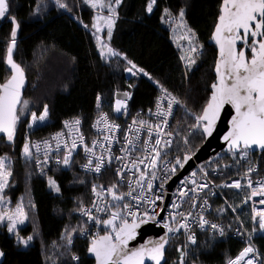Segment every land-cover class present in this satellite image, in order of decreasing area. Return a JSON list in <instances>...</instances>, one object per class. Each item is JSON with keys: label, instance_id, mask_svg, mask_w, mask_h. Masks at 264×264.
Wrapping results in <instances>:
<instances>
[{"label": "snow or ice", "instance_id": "obj_1", "mask_svg": "<svg viewBox=\"0 0 264 264\" xmlns=\"http://www.w3.org/2000/svg\"><path fill=\"white\" fill-rule=\"evenodd\" d=\"M124 4L125 0H35L29 5V18L37 22L53 8L67 15L91 35L105 64L122 61L125 73L137 79L147 78L157 89L153 107L147 110L146 116L136 112L126 128L117 120L131 115L130 101L137 84L127 83V90L119 87L114 90L110 108L115 118L102 110L104 98L97 92V116L91 125L97 135L89 143L82 131L80 116L63 120V129L49 137L31 138L34 130L47 126L51 108L47 102L32 105L23 97L27 74L14 59L23 21L13 11L12 0H0V21H7L10 26L3 56L8 75L0 82L2 139L15 151L19 128L26 126L19 157L28 167L27 179L31 181L33 175L44 178L48 192L57 198L63 197L64 190L49 173L72 171L81 150L85 162L79 168L84 176L73 172L70 186L91 183L90 203L86 204L81 196L73 197L74 206L68 215L75 213L80 219L75 225L70 222L64 225L59 243L52 242L53 255H46V261L51 260L52 264H168V247L177 241L174 251L178 256L172 264H197L201 250H212L215 244L226 242L231 234L244 246L234 257L228 256L225 264H264V249L254 242L257 237L264 238V176H260V164L264 162V0H220L210 36L216 48L215 79L198 110L190 108L186 97L182 99L126 52L112 46ZM85 8L91 10L90 23H85L81 15ZM191 9L192 0H144L142 11L134 18L143 24L159 10L160 23L167 25L172 42L179 49L185 78L205 54L199 33L189 21ZM177 108L183 110L185 120H178L172 126L170 121ZM225 117L229 118L227 130L220 137L225 145L223 155L218 153L188 175L181 176L200 151L199 146H193L192 138L208 141L217 134L218 125ZM116 144L121 145L119 155L114 154ZM113 162L117 164L115 182L108 186L96 183ZM233 174L239 178L233 179ZM13 175V158L7 153L0 155V228L13 239L16 247L27 249L40 233L35 222L32 234L27 236L21 234V227L35 214L37 204L29 185L27 203L21 197L12 205L8 190L14 187ZM89 175L91 181L86 179ZM222 176L228 179H221L217 184L216 179ZM174 177L180 178L169 197L166 186ZM125 187L127 190H122ZM233 189L241 196L239 203L230 201L224 191ZM218 196L223 197V203L214 211L212 205ZM250 202V213L244 212L243 206ZM229 210L231 218H227ZM55 211L62 214L59 208ZM213 212L216 219L209 218ZM149 228H159L162 234L144 239ZM204 232L208 237L201 242L198 233ZM138 237L143 242L130 246ZM77 238L86 241L83 256L74 250ZM5 255L0 249V264Z\"/></svg>", "mask_w": 264, "mask_h": 264}, {"label": "trees", "instance_id": "obj_2", "mask_svg": "<svg viewBox=\"0 0 264 264\" xmlns=\"http://www.w3.org/2000/svg\"><path fill=\"white\" fill-rule=\"evenodd\" d=\"M34 2L35 0H12L13 11L23 21L18 37V48L14 54V59L22 64L27 74L23 97L32 105L47 102L51 108L47 126L34 130L31 134L32 139L43 138L59 130L63 126V120L74 116L82 117L84 128L89 130L95 115L97 92L104 98L102 110L108 112L110 117H115L110 108L112 94L117 87L122 91L127 90V83L137 84L133 99L130 101V112L140 111L142 115L147 113L157 95V89L147 78L137 79L125 73L122 61L113 60L110 65L105 64L96 51L91 35L86 34L75 21H71L67 15L59 14L54 8L38 22L35 18L30 19L29 5H33ZM143 2L144 0H125L120 9L122 19L115 29L112 46L126 52L130 59L145 68L166 87L182 99L186 97L190 108L198 110L210 91L209 85L214 80L216 50L208 41L216 21L220 0H192L189 21L199 33L205 54L198 61L195 70L188 73V78H185L184 67L179 61V49L172 42L167 25L159 21V10L143 24L134 20L137 13L142 11ZM91 14V10L87 8L81 13L85 23H90ZM9 32L8 22L0 21V82L8 75L3 64V56ZM181 118L182 121L185 120L184 113ZM25 129V125L19 128L15 151L6 146V141L0 134V155L7 153L14 160L12 177L14 187L8 190L12 204L21 197H25L27 203L29 185L37 204L35 214L30 215L29 221L21 227V234L25 236L32 234L33 222L40 234L27 249H24L16 247L13 239L0 228V249L6 253L3 264H52L51 260L45 259L46 255H53L52 242L59 243V235L65 224L70 222L75 225L80 219L75 213L71 217L68 215L74 206L73 197L81 196L86 202L91 183L87 186L79 184L70 186L73 172L84 176L77 167L76 157L72 171L60 170L49 173L61 184L64 190L62 198L48 192L44 178L33 175L31 181H28V167L19 157V147L22 145ZM191 142L195 147L200 146L203 141L193 137ZM220 154L223 155V152ZM260 167L261 175L264 176V162ZM32 170L34 171V166ZM86 179L91 181L92 177L89 175ZM228 194L234 203H238L239 198L234 192L228 191ZM57 208L62 210V214L55 211ZM227 218L231 216L228 215ZM198 237L203 242L208 234L199 233ZM254 241L264 249V238L257 237ZM74 244V250H79L83 256L86 241L77 238ZM241 248L242 243L230 234L226 242L215 244L212 250H201L200 261H203V264H225L226 258L234 257ZM166 256L168 264H172L175 258L172 244L169 245Z\"/></svg>", "mask_w": 264, "mask_h": 264}, {"label": "built area", "instance_id": "obj_3", "mask_svg": "<svg viewBox=\"0 0 264 264\" xmlns=\"http://www.w3.org/2000/svg\"><path fill=\"white\" fill-rule=\"evenodd\" d=\"M152 107H153V106H152ZM94 111H95V115H94L93 121L95 120V118H96V116H97V110H96V108H95V105H94ZM135 114H136V113H131V115L127 116L126 118H125L124 116H120V118L117 120V123H120L122 128H126V127H127V124L131 122L132 116H134ZM146 114H147V113H146ZM146 114H144V115L146 116ZM182 114H183V110L177 108L176 111H175V115H174V117H173V118L171 119V121H170V123H171L172 126H176L178 120L182 121V118H181ZM113 118H115V117H113ZM93 121H92V123H93ZM91 125H92V124H91ZM62 129H63V126H62L59 130H57V131H60V130H62ZM57 131L52 132L51 134H49V135L46 136V137H49L50 135L54 134V133L57 132ZM82 131L84 132L85 136L88 138L89 143H90L91 140H92L94 137H96V135H97V133H96V131H95L94 129H92V128H90L89 130L85 129L83 123H82ZM145 135H146V134H145ZM46 137H43V138H46ZM40 139H42V138H33V140H40ZM120 139H121V142H122V140H123V134H122V133H121V137H120ZM120 146H121L120 144H116V145L114 146V154H115V155H119V154H120V152H119V148H120ZM174 152H175V150H174ZM76 158L78 159L77 167H78V169L80 170L79 165L85 162L84 159H83V152H82V150L80 151L79 155L76 156ZM207 161H208V160H207ZM207 161H204V162H202V163H200V164H204V163H206ZM253 162L255 163L256 161L253 160ZM197 165H199V164H195L194 167H193V169H191L186 175H188L191 171H193V170L197 167ZM53 168H55L54 165H53ZM116 168H117V164H116L115 162H113V164L111 165V167L108 168L107 170H105V171L103 172V174L100 175V176L98 177V179L96 180V183H100V184H104L105 186H108V185H110L111 183L115 182V180L117 179V177L115 176V170H116ZM260 169H261V170H260V176H262V175H261L262 168L260 167ZM80 171H82V170H80ZM241 171H243V168L241 169ZM82 172H83V171H82ZM233 172H234V170H233ZM232 178H233V179H237V178H239V177H238V176H235V175L233 174V175H232ZM256 178H257V177H256L255 174H254L253 179L255 180ZM221 179H225V180H226V179H228V177H227V176H222L221 178L216 179L215 182H216L217 184H219V183L221 182ZM178 182H179V179L173 184L172 187H170V182H169L168 185L166 186L167 189H168L169 197H171V193L175 190L176 185H177ZM90 188H91V184H90L89 189H88V199H87V201L85 202L86 204H89L90 201H91V192H90ZM122 190L126 191L127 188L125 187V188H123ZM217 191L219 192V190H217ZM224 191H225L226 194H227V198H228L230 201L233 202V200L231 199V197H230L229 194H228V191H230V192H234V193L236 194V190L233 189V190H224ZM241 195H242V194H241ZM236 196L239 198V201H238V203H239V202H240V199H241V196H240V195H237V194H236ZM257 199H258V198H257ZM222 203H223V197H219V196H218L217 198H215V203H213V205H212V206H213V210L215 211V209H216L220 204H222ZM250 210H251V202H250L248 205L243 206V211H244V212L250 213ZM76 215H77V214H76ZM229 215L232 216L230 210H229ZM77 216H78V215H77ZM78 217H79V216H78ZM209 218H210V219H216L214 212H213V215L210 216ZM250 227H251V226L249 225V228H250ZM205 233H207V232H205ZM198 234H199V233H198ZM207 234H208V233H207ZM231 236H232L233 238L237 239L239 242H241V243H242V247L244 246V245H243V242H242L238 237H235L234 235H231ZM180 240L183 241V236L180 237ZM254 242H255V241H254ZM176 243H177V241H173V242H172L173 249H175V245H176ZM177 256H178V254L175 252V258H177ZM175 258H174V259H175ZM197 264H200V263H197Z\"/></svg>", "mask_w": 264, "mask_h": 264}, {"label": "water", "instance_id": "obj_4", "mask_svg": "<svg viewBox=\"0 0 264 264\" xmlns=\"http://www.w3.org/2000/svg\"><path fill=\"white\" fill-rule=\"evenodd\" d=\"M19 37V34H18ZM208 44L210 46H213L215 48L214 43L208 41ZM216 50V48H215ZM213 76L215 79V73H214V67H213ZM24 92V90H23ZM230 111V109H229ZM229 117H225L223 121L218 125L217 134H214L212 138H209L208 141H203L202 144L199 146L200 151L197 153V155L194 157L192 161L189 162V164L186 166V168L183 170V172L180 174L181 176H185L191 169H193L195 164H200L204 161L209 160L210 158L216 156L218 153L220 154L223 152V149L225 145H223L221 141V136L226 132V119ZM3 135V134H2ZM180 177H174L170 181V187L173 186V184L179 179ZM161 233V230L159 228H149L147 234L143 237L144 239L149 238L151 236L152 238L157 237ZM143 242L139 237L136 242H132L130 246H137L138 243ZM5 258V257H4ZM3 258V261H4Z\"/></svg>", "mask_w": 264, "mask_h": 264}, {"label": "rangeland", "instance_id": "obj_5", "mask_svg": "<svg viewBox=\"0 0 264 264\" xmlns=\"http://www.w3.org/2000/svg\"><path fill=\"white\" fill-rule=\"evenodd\" d=\"M13 206H15V203L12 204ZM24 226V225H23Z\"/></svg>", "mask_w": 264, "mask_h": 264}]
</instances>
